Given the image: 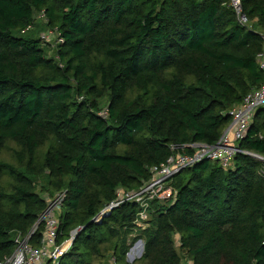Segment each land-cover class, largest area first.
<instances>
[{"label": "trees", "instance_id": "obj_1", "mask_svg": "<svg viewBox=\"0 0 264 264\" xmlns=\"http://www.w3.org/2000/svg\"><path fill=\"white\" fill-rule=\"evenodd\" d=\"M242 4L249 26L228 0H0V261L62 193L57 242L77 235L59 264H129L138 240L133 264H264L263 108L230 165L180 170L135 237L126 199L264 85V0Z\"/></svg>", "mask_w": 264, "mask_h": 264}, {"label": "built area", "instance_id": "obj_2", "mask_svg": "<svg viewBox=\"0 0 264 264\" xmlns=\"http://www.w3.org/2000/svg\"><path fill=\"white\" fill-rule=\"evenodd\" d=\"M229 6L242 26H249L250 22L244 11L242 0H228ZM45 38V37H44ZM46 39V38H45ZM59 42V41H58ZM61 42V40H60ZM263 51L259 55V65L264 72V35H262ZM260 108L264 109V85L247 95L244 101L234 106L229 116L231 123L225 129L220 140L214 146L205 144H194L196 149L194 157L179 155L170 158L165 165L153 169V177L149 185L141 192L134 196H127V200H136L142 194L148 193L151 188L158 190V199L163 202L171 199L174 190L171 186L172 179L182 169L191 166L195 162L209 159L220 163L223 167H228L236 156L240 153L239 142L245 137L251 123L253 122L256 111ZM255 156V155H252ZM258 160L264 162V158L256 156ZM264 176V168L261 171ZM47 208L39 217L32 230L28 235H17L15 238V250L13 254L7 257L0 264H59L60 258L66 254L77 235V230L70 233V238L58 244L59 221L57 214L62 206L64 195L57 193L54 197L45 196ZM120 203H112L110 207L102 212L106 214ZM147 215V210L142 209L137 221L138 229L143 228L142 222ZM145 222V221H144ZM40 226H43V237L37 245H31L30 240ZM145 227L143 228V230Z\"/></svg>", "mask_w": 264, "mask_h": 264}, {"label": "rangeland", "instance_id": "obj_3", "mask_svg": "<svg viewBox=\"0 0 264 264\" xmlns=\"http://www.w3.org/2000/svg\"><path fill=\"white\" fill-rule=\"evenodd\" d=\"M42 15H37V20L40 22L38 23L39 24V29H43L42 27V23H41V20L43 17H41ZM51 31H46V30H42L40 32H38L39 36L40 37H45L47 40H44V41H47L48 43H56V35L53 34V33H50ZM50 48L51 46L48 45ZM51 53V52H50ZM158 190L157 188L153 187L151 188V190H149L148 193H145V194H142L141 196L137 197L136 199V202L139 204L140 208L141 209H146L147 210V215H145V218L143 219V222H142V227L145 229L149 226L148 225V221L150 220V215L148 213V208L151 207L149 206V201H156V202H161L159 199H158ZM162 203V202H161ZM145 221V222H144ZM143 228L137 230L134 232V234L132 236H138L140 234V232L143 230ZM131 236V237H132ZM178 246V245H177ZM143 252H144V242L141 241V240H138L136 242H134L131 246H130V249H129V252L127 254V257H126V260L129 264H133L135 261L139 260V258L142 257L143 255Z\"/></svg>", "mask_w": 264, "mask_h": 264}, {"label": "water", "instance_id": "obj_4", "mask_svg": "<svg viewBox=\"0 0 264 264\" xmlns=\"http://www.w3.org/2000/svg\"><path fill=\"white\" fill-rule=\"evenodd\" d=\"M253 157H256V156H253ZM207 161H210L209 159H206Z\"/></svg>", "mask_w": 264, "mask_h": 264}]
</instances>
